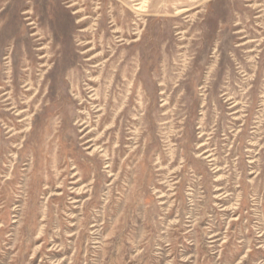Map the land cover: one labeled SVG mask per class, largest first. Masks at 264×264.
Instances as JSON below:
<instances>
[{
	"label": "rangeland",
	"instance_id": "obj_1",
	"mask_svg": "<svg viewBox=\"0 0 264 264\" xmlns=\"http://www.w3.org/2000/svg\"><path fill=\"white\" fill-rule=\"evenodd\" d=\"M11 2L0 264H264V0Z\"/></svg>",
	"mask_w": 264,
	"mask_h": 264
},
{
	"label": "bare ground",
	"instance_id": "obj_2",
	"mask_svg": "<svg viewBox=\"0 0 264 264\" xmlns=\"http://www.w3.org/2000/svg\"><path fill=\"white\" fill-rule=\"evenodd\" d=\"M128 1L130 4L128 7L129 12L131 14H133L134 17H143L147 13V7H148L147 5L150 3L151 0H128ZM185 1L187 2V4L188 3H197L196 0H185ZM25 2H26V0H12V2L10 3V6L8 8L9 14H7V19L9 21L10 20L12 21V19H14V18H17V19L19 18V10L23 5L27 6V9L23 14L25 16H30L27 18V20H30V19L32 20V18L34 16H41V18L44 16L45 18L50 19V20H48V25L51 27L52 23H55V24L59 23L60 24V19L64 18L63 16H61V12H60L61 7H60L59 0H27L26 4H25ZM190 10L191 9L188 8L187 6H182V7L177 9V12H176L177 15L176 16L184 15V14L190 12ZM42 12H44V14H42ZM75 14H77V12L73 13V15H75ZM19 20H20V18H19ZM20 21H19L20 26H22V23ZM79 22L81 23L82 20ZM79 22L75 23V25L79 24ZM120 23H121V20H114L112 24H114V26H118V25H120ZM5 25L8 26V24H5ZM29 25H34V24L30 23ZM65 25L67 27H72V29L74 27L73 23H72V19H69ZM60 26L62 27L61 24H60ZM2 28L3 27L0 28V31L2 30ZM62 29H63V27H62ZM82 32H84V31H82ZM126 32H127L126 34H128V35H124V33H125L124 30L121 32H118V33L122 34L123 37L129 36L131 33V30L128 29ZM115 33H117V32H115ZM239 33H241V32H239ZM24 34H25V32H24ZM132 42L135 43L136 41H132ZM93 60L94 59H89V62H93ZM77 61H78V57L74 56L71 64L75 65ZM72 67L75 68V66H72ZM77 68L81 69L80 66L76 67V69ZM119 75H120L119 70L117 72H114L113 79H114L115 83L118 81V78H120ZM125 76H126V73H125ZM75 148H76V146H75Z\"/></svg>",
	"mask_w": 264,
	"mask_h": 264
}]
</instances>
